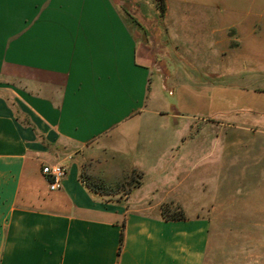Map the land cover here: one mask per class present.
<instances>
[{
  "label": "crops",
  "instance_id": "0c3cea01",
  "mask_svg": "<svg viewBox=\"0 0 264 264\" xmlns=\"http://www.w3.org/2000/svg\"><path fill=\"white\" fill-rule=\"evenodd\" d=\"M162 5L0 0V264H213L212 142L264 135V0Z\"/></svg>",
  "mask_w": 264,
  "mask_h": 264
},
{
  "label": "rangeland",
  "instance_id": "374dc122",
  "mask_svg": "<svg viewBox=\"0 0 264 264\" xmlns=\"http://www.w3.org/2000/svg\"><path fill=\"white\" fill-rule=\"evenodd\" d=\"M155 68V67H154ZM161 74L163 72H160ZM163 113H191L197 119L217 113L216 109L179 110L175 95L162 94ZM219 119V118H218ZM226 125H222L224 129ZM234 128V126H232ZM257 147L248 145L219 152V140L212 142L213 162L220 159L211 173L212 187H223L225 195L209 206L210 250L213 264H264V135ZM236 146L237 143L234 142ZM222 158H220L221 156ZM167 217L180 213L177 206L165 205Z\"/></svg>",
  "mask_w": 264,
  "mask_h": 264
},
{
  "label": "built area",
  "instance_id": "2783aa9c",
  "mask_svg": "<svg viewBox=\"0 0 264 264\" xmlns=\"http://www.w3.org/2000/svg\"><path fill=\"white\" fill-rule=\"evenodd\" d=\"M41 172L49 181V188L55 190L59 188L60 183L65 176L66 169L60 164L44 165L41 168Z\"/></svg>",
  "mask_w": 264,
  "mask_h": 264
},
{
  "label": "trees",
  "instance_id": "16d2710c",
  "mask_svg": "<svg viewBox=\"0 0 264 264\" xmlns=\"http://www.w3.org/2000/svg\"><path fill=\"white\" fill-rule=\"evenodd\" d=\"M158 2H159V9H160V13H162V9H163V5H162V0H158ZM165 210H167L166 208H165V206H162V213H163V216L165 217V218H167V219H176V218H180L182 215L180 214V213H178L177 215H175V216H171V217H167V216H165Z\"/></svg>",
  "mask_w": 264,
  "mask_h": 264
}]
</instances>
